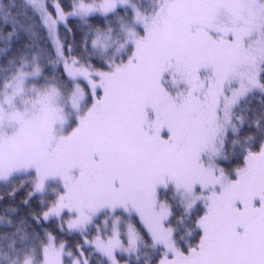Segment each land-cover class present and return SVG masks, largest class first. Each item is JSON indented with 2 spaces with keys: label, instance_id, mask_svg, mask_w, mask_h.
<instances>
[{
  "label": "snow or ice",
  "instance_id": "snow-or-ice-1",
  "mask_svg": "<svg viewBox=\"0 0 264 264\" xmlns=\"http://www.w3.org/2000/svg\"><path fill=\"white\" fill-rule=\"evenodd\" d=\"M0 264H264V0H0Z\"/></svg>",
  "mask_w": 264,
  "mask_h": 264
}]
</instances>
